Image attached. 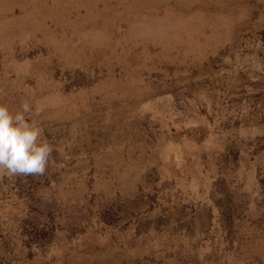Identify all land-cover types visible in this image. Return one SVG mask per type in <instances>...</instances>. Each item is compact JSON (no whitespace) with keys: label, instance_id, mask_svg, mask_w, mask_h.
Returning <instances> with one entry per match:
<instances>
[{"label":"rangeland","instance_id":"rangeland-1","mask_svg":"<svg viewBox=\"0 0 264 264\" xmlns=\"http://www.w3.org/2000/svg\"><path fill=\"white\" fill-rule=\"evenodd\" d=\"M42 175L0 173V264H264V0H0V103Z\"/></svg>","mask_w":264,"mask_h":264},{"label":"clouds","instance_id":"clouds-1","mask_svg":"<svg viewBox=\"0 0 264 264\" xmlns=\"http://www.w3.org/2000/svg\"><path fill=\"white\" fill-rule=\"evenodd\" d=\"M38 112L27 101L15 111L0 103V173L9 177L45 173L53 147L33 118Z\"/></svg>","mask_w":264,"mask_h":264}]
</instances>
